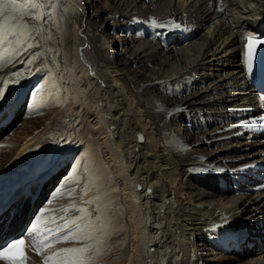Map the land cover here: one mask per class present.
I'll return each instance as SVG.
<instances>
[{
  "label": "bare ground",
  "instance_id": "6f19581e",
  "mask_svg": "<svg viewBox=\"0 0 264 264\" xmlns=\"http://www.w3.org/2000/svg\"><path fill=\"white\" fill-rule=\"evenodd\" d=\"M94 1L103 3L97 14L106 15L113 30L124 35L110 41L105 31L94 28L98 15L86 16L87 5L96 6L93 0H55L52 20L41 25L31 19L34 48L0 44L12 47L7 52L0 47V69L8 70L0 82L8 83L14 71L25 80L37 62L34 78L42 73L68 75L65 82L76 78L63 94L91 85L88 97L82 92L72 99L69 115L78 124L73 140L89 132L114 189L83 199L107 212L114 203L107 205L106 197L118 196L126 245L110 255L116 241L107 242L105 235L109 248L104 243L100 257L88 264H264V138L250 130L261 103L241 68V37L263 30L264 0ZM118 45L129 55L116 62ZM23 51L28 55L18 59ZM128 64L136 66V73ZM137 69L145 74L141 81ZM161 90L169 93L165 100ZM29 123L20 127L23 141L41 134L46 124ZM184 124L196 135L186 136ZM52 129L7 149L3 166L10 171L0 173V192L14 183V170L23 161L36 162L54 147L50 139L39 154L41 139L52 136ZM208 147L215 150L207 152ZM12 202L0 205V212H8L0 216V243L16 236L27 217L11 210ZM13 228L18 232L13 234ZM73 242L66 248L85 246ZM29 245L27 240L28 264H60L53 253L61 246L46 254V249L32 253Z\"/></svg>",
  "mask_w": 264,
  "mask_h": 264
},
{
  "label": "rangeland",
  "instance_id": "374dc122",
  "mask_svg": "<svg viewBox=\"0 0 264 264\" xmlns=\"http://www.w3.org/2000/svg\"><path fill=\"white\" fill-rule=\"evenodd\" d=\"M78 1L82 2L83 4L85 3V0H78ZM88 1H92V0H88ZM93 2L96 6L91 7L90 5H87L88 9L86 11V16H88L92 20L93 19L92 17L94 15L95 16L98 15L99 20L96 18L94 19V23H95L94 28L97 29L98 31H105V34L111 37L109 38L110 41L115 40V38L119 37V35H124L121 33H116L113 30V27L115 24L112 21L107 22L106 15L97 14L98 10L103 9L102 8L103 3L101 1L95 2L94 0ZM25 11H31V9H26ZM31 19L32 18L30 16H25L22 22L27 23L28 25L29 24L33 25V22ZM73 19H75V17L71 18L69 22L70 24L73 23L74 21ZM42 23L43 22H41L40 24L42 25ZM43 24H46L45 21ZM31 28L32 27L29 26L28 29L25 30V35L20 38V43H15L14 47L18 45L27 46L28 44L35 42L36 38L31 36ZM47 28L49 29V26H47ZM43 41H42V44H43ZM11 48L1 47L2 49L1 51L4 52V49H5V51L7 52ZM30 48H34V46L29 47V49ZM114 52H115L114 57L116 59V62H119L121 59L126 60V56L129 55V53H127L128 49L126 47H122V45L115 46ZM25 55L26 56L28 55L27 51L26 52L23 51L18 59H20L21 57ZM31 56H35V52L32 53ZM14 63H16V61H14L12 64ZM37 64H38L37 62L33 64V67H31L33 70L31 68L27 70L28 77L25 80L21 81V78H20L21 76H18V73L14 71L13 74H11L10 77L8 78V83L4 85V90L6 92V95L3 99H0V108L4 106L3 112L2 111L0 112L1 113L0 114V125L7 118L11 116V114L14 112L17 106V100H19L21 93L23 92L25 88H26V91L25 93L23 92L24 94L22 95V98H21L22 105L19 108L16 116H14L12 121L9 123V126L3 127V128H1L0 126V173L10 171L9 165L4 164L3 166V163H4L3 157L5 156V153L7 152L8 148L10 147L18 148L17 146H14V145L24 143L26 141L28 142L29 140L34 138V136H35L34 140H36L37 138L43 136L45 132H47L50 128H53L52 130H54L52 131V136H49V138L41 139V141L43 142L40 148L38 149L39 151H41L39 152V154H41L45 150L44 146L46 145L44 144L48 143L50 139H51L50 142L54 145V147H52L50 150H46V153H44L42 156H39L38 163H41L44 159L48 161L47 163L44 162L45 164H43L42 167H39V171L42 170L41 168L46 169L48 167L47 165L49 162L51 164H55L54 167L57 168L63 165L65 163V160H67V165L64 166L59 171V173L54 179L48 182L49 183L48 185L52 183L51 188H49L50 187L49 186L46 189L47 184L43 187V191L46 192V196L44 194L40 202L39 200H37L36 202H33L32 197H34V195L38 193L39 185H40L38 183L36 184L33 183L37 179L35 175H37L38 172H36V174L34 172L37 171L38 167L37 165L36 166L34 165V162L32 160L27 159L25 160L26 162L23 161L24 163L22 162L23 164L22 163L20 164H22L21 168L24 167L25 173H22L20 171V173H18L16 177L14 178L15 180L14 183L11 186L6 187L3 190V192H0V205H4L9 200H13V202L11 203L12 204L11 210L17 209V212L21 211V213H25L27 216L29 212H31L36 207L38 202L39 204L37 208L43 207V204L46 202L48 198L47 195L50 194V192L54 189L53 188L54 186L55 187L57 185L60 186L58 187L59 189L64 186V188L62 189V194H66L67 197L59 200V198L64 197V195L60 194V196L53 197V194L55 193L52 194V197L54 200L58 199L54 201L53 207L60 206V212L59 210L54 212V215H53L54 223H59L58 217H60L61 220H63L64 217H68V220L73 219V218L78 220V218L82 217L83 219L82 220L79 219L78 222L80 223L86 220V222H83V225H86L87 221L89 220L95 222V225L100 230L96 231L93 234V239H83V240H80L79 242L80 244L76 243L79 245H84L85 243L86 245L84 247H89V245L91 244V247L93 250H90L89 252L84 253L83 255H86L90 258H95L94 260L90 259V260L95 261L96 258H99L100 255L103 253L104 249L106 248L105 247L106 244H107L106 245L107 248H109L108 246L110 245L108 244L112 243L113 241H116L115 245L110 250V255H111V254L117 253L118 251L122 250L124 246L126 245L125 244L126 241H125V235H124V227L122 226L123 216L119 209V203L117 200L118 196L116 194H112L111 196L106 197V198H109L107 205H109L110 203L111 204L114 203L111 205V209L109 208L107 212H106V208H104L103 210L99 212L96 211V208L93 206L91 202H88V201L86 202L83 199V198H93V197L100 195L104 190L107 191V190L114 189V182H113L114 180H113V177L110 171L108 170V167H107L108 165L106 164L104 158L101 155L98 144L94 142V140L89 135V132H86L83 135V138L79 140V142L75 143L73 140L74 135H75L74 131L78 129L76 128L78 124H76L77 122H75L77 120L74 118V114L69 115L71 107H72L71 105H73V101L75 100L76 96H77L76 98L81 97L82 92H83L82 94L83 97L84 96L88 97L87 92L91 88V85L90 86L87 85L86 87V84H85L84 87H81L79 89V91L77 90L75 93H73L72 95L69 94L68 96L67 94H63L62 91L74 86L76 82L75 81L76 78L73 79V77H71V79L69 80L70 83L65 82V80L68 78V75H57L56 74L54 76V75H51V73L50 74L42 73L40 76H37L36 78H34L32 77V73L34 72V67ZM44 64L49 66V64L46 62H44ZM47 66L42 67V70L43 68H46V70H48L49 68ZM127 66H129L131 70H135L134 73H136V66L131 65V64H128ZM20 68L21 70H23L22 67ZM6 71H8L6 66L0 69V79L4 77ZM137 73H138L137 75L139 76V77L137 76V78H139V80L141 81L142 78L145 76V74H143L144 72L142 73L140 69H137ZM59 77L60 79L63 78V82L59 81ZM38 81H40L43 84L45 83V86L43 87V89H38L39 84L36 83ZM32 94L40 95L39 96L40 98L38 99L39 101H42L43 103L40 102L37 104V106H39L42 109L39 111L38 114H33L32 118H29L27 120L26 119L21 120V119L26 118V116L25 117H18V116L22 115L23 112L29 109V108L27 109V107L25 106H26L28 98H30ZM160 95H161L162 100H165V97L168 96L169 93H166L165 91L161 90ZM159 102L161 103V100H159ZM8 108L11 110H8ZM81 109L82 108H79V110ZM62 113H65V114L62 116ZM70 120L72 121L70 122ZM27 121L30 122L29 126H32V127H35V126L39 127V126H42V124H45V123L46 124L42 127L44 130L43 132H41V134L39 133L37 136L36 134L29 135L28 138L25 141H23L21 140L22 134L21 135L19 134L20 127H22L24 123ZM177 124H179V122H177ZM184 126H185L184 134H186V136L194 135V134L196 135L197 132H194V130L191 128L190 125L186 126V124H184ZM25 133L29 134L28 132H23V135ZM60 134L62 137H59ZM31 136L32 138L30 139ZM68 136L69 138H71V140H69L68 143H64L65 141H67L66 137ZM83 141H87V142H85L84 145L82 144L81 146L79 143ZM60 143H62V145ZM205 149L207 150V152L215 150V148L211 149L209 147ZM18 169H20V167L15 169L14 172L17 171ZM43 172L44 171H41V174ZM63 179L65 183L64 184L61 183V185H59L58 183L62 181ZM24 183L25 184L30 183L29 188H27L25 192H24V188L22 187ZM199 189L200 188H195L194 192L197 193L198 191H200ZM203 190H206V189H203ZM69 193H73V194L69 195ZM71 209H74V210L71 211ZM45 211L47 212V210ZM14 213H16V211ZM46 219H49V217L46 216ZM118 220L119 222L121 221L122 224L121 223L119 224ZM74 229L75 227L71 231H73ZM9 230L10 229L6 231H9ZM11 231L12 230H10L9 232ZM12 232L13 234H15L18 231L17 229L14 231V228H13ZM105 235L108 236L107 242L109 243H106V241H103ZM70 240H72L71 243L73 241H78L76 239L71 238L67 240V242ZM57 244H58L57 246L62 247L61 249H71V248H66L68 247V245H70V243H65V244L57 243ZM53 251H54V246H53V250L51 249L49 250V252L53 253ZM203 253H205V251ZM114 258H117L118 260L122 259V257L120 256H114ZM202 258H206V257H202ZM241 258H244V257H241Z\"/></svg>",
  "mask_w": 264,
  "mask_h": 264
},
{
  "label": "snow or ice",
  "instance_id": "6c2138e0",
  "mask_svg": "<svg viewBox=\"0 0 264 264\" xmlns=\"http://www.w3.org/2000/svg\"><path fill=\"white\" fill-rule=\"evenodd\" d=\"M46 3L49 6L47 10H45ZM54 6L55 0H0V44L20 43V38L25 35V30L29 27L27 23L22 22L23 18L30 16L37 22L45 19L52 20L51 8ZM26 9H31V11H25ZM241 40L247 41L244 55L246 66L250 70L256 58L258 46H262V50H264V38L247 35L241 37ZM27 47H33V45L28 44ZM6 83L7 81L0 82V99H3L6 95L4 90ZM261 123L264 124V121ZM72 194L69 193V195ZM78 220L67 221L63 228L47 231L51 235L54 232L63 231L64 228L71 225H76L73 231L66 233L63 237H57L55 242H59L61 239L67 241L69 238L76 240L93 239V234L100 230L95 222L89 220L86 225H81ZM51 243L53 242L49 241L45 247H50ZM89 251L90 246L63 249L61 252L66 254L64 257H61V252L53 253V257L57 258L60 264H88L91 258L85 257L83 254ZM53 257L49 259L51 260ZM0 260L4 261L5 264H26L27 256L25 255L24 240L15 238L0 244Z\"/></svg>",
  "mask_w": 264,
  "mask_h": 264
},
{
  "label": "water",
  "instance_id": "95a60500",
  "mask_svg": "<svg viewBox=\"0 0 264 264\" xmlns=\"http://www.w3.org/2000/svg\"><path fill=\"white\" fill-rule=\"evenodd\" d=\"M141 141H142V139H141Z\"/></svg>",
  "mask_w": 264,
  "mask_h": 264
}]
</instances>
